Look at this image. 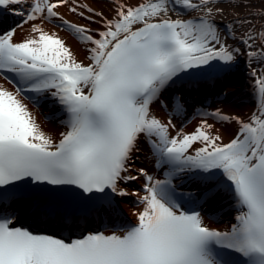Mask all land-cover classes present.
I'll use <instances>...</instances> for the list:
<instances>
[{
    "label": "snow or ice",
    "instance_id": "obj_1",
    "mask_svg": "<svg viewBox=\"0 0 264 264\" xmlns=\"http://www.w3.org/2000/svg\"><path fill=\"white\" fill-rule=\"evenodd\" d=\"M215 2L118 4L114 20H106L105 31L94 36L55 11L69 0H0V9H11L24 17L23 23L60 19L59 27L92 45L84 65L58 36L37 24H32L35 35L22 42H14L15 28L0 33V73L16 77L14 91L0 85V264H264V111L249 123L238 121L237 137L223 145L216 143L220 137L208 134L207 124L170 138V123L150 114V105L179 73L212 61L234 62L236 50L209 19L211 8L206 17L166 18L169 4L187 14ZM69 10L76 12L75 7ZM254 39L249 33L243 43ZM259 41L264 45V33ZM258 83L264 94V77ZM49 90L70 114L58 143L40 130L21 99L25 92ZM141 136L153 140L160 163L172 166L169 177L196 169L207 180L212 170L222 171L242 208L231 231L203 226L198 213L178 212L171 179L146 186L137 225L120 234L92 232L66 241L12 226L11 198L29 185L36 186L38 200L62 198L86 214L99 212L106 203L111 206L108 190L128 195L118 182L136 179L126 173ZM197 141L205 146L187 155ZM229 252L238 259H225Z\"/></svg>",
    "mask_w": 264,
    "mask_h": 264
},
{
    "label": "bare ground",
    "instance_id": "obj_2",
    "mask_svg": "<svg viewBox=\"0 0 264 264\" xmlns=\"http://www.w3.org/2000/svg\"><path fill=\"white\" fill-rule=\"evenodd\" d=\"M28 2L31 3L32 0ZM49 2H56V0H49ZM143 2L144 0H69L67 6L61 5L55 11L63 20L71 24L83 25L95 36L105 31L106 20H114L118 4L136 7ZM73 7L76 8V12L69 10ZM209 8L213 13L209 19L213 20L221 30V39L227 41L230 49L236 50L234 62L225 65L221 61H212L210 66H201L179 73L169 81L161 90L157 100L150 105V114L164 124L170 123V138L177 137L178 134H192L201 125L207 124L211 125L210 128L205 129L208 134L220 137L216 143L223 145L237 137L241 127L239 122L249 123L254 115L261 116L264 111L261 108L264 94L260 92L258 83L264 77V45H261L259 41V34L264 33V0H216L215 3H210L198 10H189L187 14L180 8L173 10L172 5L169 4L166 18L206 17ZM217 8L221 9L218 13ZM88 9H92V12ZM27 10L25 6V11ZM80 13L83 15L81 16ZM95 13L102 15L97 16ZM18 17H14L10 22L7 19L5 21L16 29L14 42L32 38L35 35L32 32V24H37L45 32L58 36L70 49L78 63L84 65L89 63L88 49L92 45L83 44L73 36L70 30L59 27L60 19L54 18L49 21L38 18L36 21L23 23L24 17L20 15ZM18 24H22V27H17ZM4 30L5 24L1 22L0 33ZM225 31L229 32L227 36L223 35ZM249 33L255 39L245 44L243 41L247 39ZM249 53H255V55L250 56ZM9 80L12 82L10 83ZM0 85L14 91L16 77L12 73H0ZM51 91L54 90L40 94L25 92L21 99L40 130L54 143H58L61 134L68 130L69 115L64 113L66 108L51 95ZM200 110L208 112L205 117H211L198 118L197 112ZM60 112H63V115L57 116ZM221 116L227 119H221ZM152 144L153 140L140 137L136 150L132 153V160L129 162L130 170L126 173L135 176L136 179L118 182V188L127 192L128 195L121 196L113 193L114 196L111 198L115 209L123 205L127 217L123 215L122 218L115 213L112 206L105 204L103 209L97 212L95 219L90 217L81 226L75 227L72 223L70 226L81 228L85 225L88 233H92L96 229L94 226L99 225L104 234L113 232L120 234L124 224L131 221L138 223V213L144 209L141 198L147 195L146 186L167 178L183 183L188 190L197 192L199 197L195 207H199L197 212L203 224L220 230H227L230 224H234L242 208L234 194L231 182L224 177L221 170H212L213 176L207 180L203 179L207 174L196 169L178 172L169 177L167 174L172 166L165 164L162 169H159L160 157L155 154ZM204 146L203 142L197 141L187 155H195L196 149ZM141 169L144 174H141ZM148 177L152 180L149 181ZM18 204L23 211L26 210L24 202L20 201ZM15 206L17 204L13 205L11 210H14V215L18 218L17 216L22 215L14 208ZM23 220L27 224L35 225L36 216L32 214ZM49 225L52 229H66V234H71L70 228L64 227L65 225L40 223L37 226L47 228ZM113 228H117V231H112Z\"/></svg>",
    "mask_w": 264,
    "mask_h": 264
}]
</instances>
